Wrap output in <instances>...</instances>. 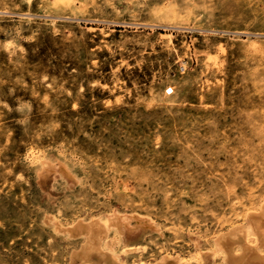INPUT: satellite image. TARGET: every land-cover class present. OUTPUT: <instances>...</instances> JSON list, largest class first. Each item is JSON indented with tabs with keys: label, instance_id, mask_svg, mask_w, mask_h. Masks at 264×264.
Returning <instances> with one entry per match:
<instances>
[{
	"label": "rangeland",
	"instance_id": "rangeland-1",
	"mask_svg": "<svg viewBox=\"0 0 264 264\" xmlns=\"http://www.w3.org/2000/svg\"><path fill=\"white\" fill-rule=\"evenodd\" d=\"M263 203L264 0H0V264H229Z\"/></svg>",
	"mask_w": 264,
	"mask_h": 264
},
{
	"label": "bare ground",
	"instance_id": "bare-ground-1",
	"mask_svg": "<svg viewBox=\"0 0 264 264\" xmlns=\"http://www.w3.org/2000/svg\"><path fill=\"white\" fill-rule=\"evenodd\" d=\"M47 169L48 168H46V170ZM249 213V220L247 224H244L238 228H234L229 234L224 235L219 240V245L224 248V257L229 264H264V254L260 251V248L262 247V245H264V203L262 204L259 211H252ZM119 219L120 217L118 218V220ZM102 225H100V223L95 218L94 221L88 223L79 222L75 227L73 226L75 230L86 234L84 243L79 250L75 251V258L76 255L82 256L83 261V258L88 257L91 251L97 249L101 252L100 234L104 229L102 228ZM131 250L133 251L134 249ZM79 256H77V258ZM180 259H173L169 258L168 256L167 258L156 264H186L187 261H181Z\"/></svg>",
	"mask_w": 264,
	"mask_h": 264
}]
</instances>
